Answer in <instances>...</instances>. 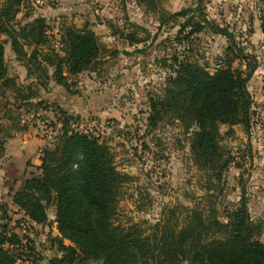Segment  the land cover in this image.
<instances>
[{"label":"trees","instance_id":"1","mask_svg":"<svg viewBox=\"0 0 264 264\" xmlns=\"http://www.w3.org/2000/svg\"><path fill=\"white\" fill-rule=\"evenodd\" d=\"M197 1L195 14L163 12L161 23L183 16L181 31L189 27L183 39L207 28L232 42L228 30L206 16L203 0ZM258 1L263 5L260 27L264 32V0ZM22 3L0 0V35L8 38L16 58L23 60L27 74L40 86L46 87L51 80L68 90V76L96 68L104 47L93 31L62 25L60 46L51 48L44 18L16 22ZM232 46L212 71L186 54L172 55L164 98L150 100V120L168 114L187 130L194 127L190 133L193 161L216 181L233 161L221 144L220 125L241 124L248 131L253 102L248 82L258 67L255 56ZM236 59L245 63L244 69L232 66ZM36 92L35 87L20 84L8 73L0 42V159L6 142L27 130L22 108L37 111L48 106ZM69 93L79 94L76 90ZM36 97L38 100L32 101ZM54 110L64 124L62 135L40 148L37 172L12 194V204L34 224L50 223L47 211L54 207L57 235L51 239L57 254L48 258L47 264H264L259 227L252 224L243 197L224 220L213 206L205 210L181 206L182 218L177 208H171L148 230L138 222H119L121 190L134 176L116 169L113 152L104 141L69 129L70 122L78 120L77 114L62 107ZM232 133L229 128L227 134ZM4 207L0 204L5 214ZM22 253L20 236L6 223L0 224V264H25Z\"/></svg>","mask_w":264,"mask_h":264},{"label":"rangeland","instance_id":"2","mask_svg":"<svg viewBox=\"0 0 264 264\" xmlns=\"http://www.w3.org/2000/svg\"><path fill=\"white\" fill-rule=\"evenodd\" d=\"M197 4V0H23L16 22L24 24L36 17L44 18L51 48L58 49L59 43L56 47L52 44L55 38L59 40L61 26L70 24L93 31L104 52L94 70L68 76L71 84L68 90L51 80L46 87L40 86L27 74L23 60L16 58L8 38L0 35L6 66L20 84L35 87L39 100L48 103L53 111L60 107L53 98H59L63 92L76 90L79 94L74 95L86 101L89 111L74 113L76 121L90 126L110 146L117 170L134 176L121 190L119 222H138L148 230L171 208H177L182 218L181 206L201 210L213 206L219 219L224 220L243 197L252 224L259 227L257 238L264 243V206L257 211L256 199L249 196L253 190L262 189L261 181L264 182V154L261 153L264 149V32L260 27L263 5L258 0H203L201 6L206 16L226 28L233 37L232 42L207 28L183 39L189 30V27L180 29L179 25L185 22L183 16L161 23L163 12L186 10L191 15L195 14ZM232 45L255 56L258 67L248 82L253 96L248 131L241 124L220 125L221 144L233 161L222 179L216 181L193 161L190 133L194 127L187 130L184 123L168 114L150 120L153 116L150 100L164 98L172 55L186 54L212 71ZM244 64L236 59L232 66L244 69ZM256 89L258 98L254 94ZM37 97L32 101L38 100ZM24 109L27 107L22 108V123L27 130L12 138L21 137L24 132L34 133L26 116L37 115L42 108ZM94 121L96 127L92 125ZM229 128L232 134H227ZM5 159L4 155L0 159L1 170L8 167ZM15 173L23 175L21 171ZM8 176V180L3 179L6 185L15 174ZM0 204L6 209L4 214L0 208V224L6 223L20 236L22 255L26 259L23 263L47 264L48 258L57 254L51 239L57 235L54 207L50 206L47 211L51 222L41 225L31 223L3 191H0Z\"/></svg>","mask_w":264,"mask_h":264},{"label":"crops","instance_id":"3","mask_svg":"<svg viewBox=\"0 0 264 264\" xmlns=\"http://www.w3.org/2000/svg\"><path fill=\"white\" fill-rule=\"evenodd\" d=\"M259 86L257 82L256 87ZM250 90V87L248 86ZM254 94L256 98L260 97L258 94V89L254 90ZM48 97H51L49 95ZM253 97V96H252ZM54 102H56L60 107L63 109L71 112H83L86 113L89 111V107L86 104V101H82L78 96L70 93H64L58 97L53 98ZM101 112L100 110L98 111ZM43 145L42 140H40L34 133H26L24 132L23 135L16 136L12 139H9L5 146V153L4 158L8 163V167H5L4 170L0 168V191H3L7 194V198L12 203V194L20 189L24 185V181L30 174L37 170L36 167L40 164L39 155H40V148ZM261 153L264 154V149L261 150ZM29 164L34 165V167L29 166ZM16 170L21 171V177L19 174L16 176ZM7 174H12L15 177L11 179L10 184H5L4 180H8L9 176ZM4 177V178H3ZM262 189L253 190L252 194L249 196L256 199V208L257 211H261L262 207L264 206V182L261 181ZM54 219V218H53Z\"/></svg>","mask_w":264,"mask_h":264},{"label":"built area","instance_id":"4","mask_svg":"<svg viewBox=\"0 0 264 264\" xmlns=\"http://www.w3.org/2000/svg\"><path fill=\"white\" fill-rule=\"evenodd\" d=\"M57 45L58 39L55 38V43L53 42L52 46L56 47ZM26 119L33 126L36 137L42 140L44 145L62 135L64 124L61 120L56 118L51 106L41 109L37 115L30 114L26 116ZM92 125L96 127V122L94 121ZM69 129L98 137V134H95L90 126L80 121H71Z\"/></svg>","mask_w":264,"mask_h":264}]
</instances>
